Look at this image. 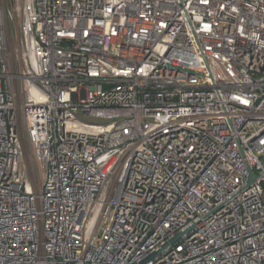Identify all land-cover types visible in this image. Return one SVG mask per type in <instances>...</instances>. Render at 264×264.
Returning <instances> with one entry per match:
<instances>
[{
    "label": "built area",
    "instance_id": "1",
    "mask_svg": "<svg viewBox=\"0 0 264 264\" xmlns=\"http://www.w3.org/2000/svg\"><path fill=\"white\" fill-rule=\"evenodd\" d=\"M0 264H264V0H0Z\"/></svg>",
    "mask_w": 264,
    "mask_h": 264
},
{
    "label": "water",
    "instance_id": "2",
    "mask_svg": "<svg viewBox=\"0 0 264 264\" xmlns=\"http://www.w3.org/2000/svg\"><path fill=\"white\" fill-rule=\"evenodd\" d=\"M255 178H256V175L253 172H250V179H249L248 185H250L254 181ZM191 229H188L185 232H181V233L177 234L175 237H173L171 240H169L159 251L154 252L148 259L155 257L156 255L162 253L165 249H167L171 245L177 243L186 234H188L191 231Z\"/></svg>",
    "mask_w": 264,
    "mask_h": 264
}]
</instances>
